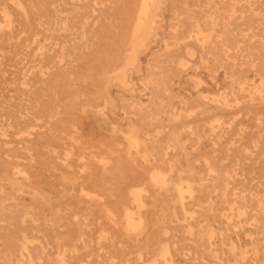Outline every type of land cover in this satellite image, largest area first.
Listing matches in <instances>:
<instances>
[{
  "label": "rangeland",
  "instance_id": "374dc122",
  "mask_svg": "<svg viewBox=\"0 0 264 264\" xmlns=\"http://www.w3.org/2000/svg\"><path fill=\"white\" fill-rule=\"evenodd\" d=\"M0 70V264H264V0H0Z\"/></svg>",
  "mask_w": 264,
  "mask_h": 264
},
{
  "label": "bare ground",
  "instance_id": "6f19581e",
  "mask_svg": "<svg viewBox=\"0 0 264 264\" xmlns=\"http://www.w3.org/2000/svg\"><path fill=\"white\" fill-rule=\"evenodd\" d=\"M127 1V0H125ZM232 1V0H231ZM90 2V1H89ZM97 2V1H96ZM104 2V1H103ZM205 2V1H204ZM148 4L145 5L146 8H143L142 10L139 11L138 14V22L140 25L143 24H149V14L152 12V8L148 7ZM82 5V4H81ZM230 8V7H229ZM220 9V8H219ZM222 9H224L222 7ZM237 9V8H236ZM226 10V9H225ZM172 11V10H171ZM227 11V10H226ZM225 11V12H226ZM236 12V10H234ZM125 12V11H124ZM174 12V11H173ZM229 12V11H228ZM232 12V11H231ZM239 12V11H238ZM237 12V13H238ZM198 13V12H197ZM230 13V12H229ZM224 14V12H223ZM239 14V13H238ZM221 15V14H220ZM219 15V16H220ZM226 15V13H225ZM230 15V14H229ZM227 15V17H229ZM233 15V13H232ZM231 15V16H232ZM224 16V15H223ZM225 17V16H224ZM234 17V16H233ZM238 17V16H237ZM241 19V17H238ZM219 19V18H218ZM221 19V18H220ZM227 19V18H226ZM230 19V17H229ZM234 19V22L232 21ZM231 21L233 22L231 25H235V19L238 20L237 18H233ZM224 21V19L222 18ZM229 20V21H230ZM226 21V20H225ZM222 22V21H221ZM220 22V23H221ZM219 23V24H220ZM224 23V22H223ZM231 23V22H230ZM226 24V22H225ZM224 24V25H225ZM217 25V24H216ZM222 25V23H221ZM228 25V24H227ZM229 24L228 26L231 27ZM240 25V24H239ZM244 25H246L244 23ZM56 26V25H55ZM242 26V25H241ZM247 26V25H246ZM244 26V27H246ZM222 27V26H221ZM226 27V25H225ZM250 27V25H249ZM67 28V27H66ZM227 28V27H226ZM238 28V27H237ZM242 28V27H241ZM253 30V29H252ZM213 31V30H212ZM246 31V30H244ZM211 32V31H210ZM209 32V33H210ZM237 32V31H236ZM248 32V31H247ZM205 33V32H203ZM201 33V34H203ZM221 33V32H220ZM245 33V32H244ZM249 33V32H248ZM223 33H221L222 35ZM228 34V33H227ZM233 34V33H232ZM243 34V33H242ZM216 35V33H215ZM211 36V35H210ZM229 36V35H228ZM246 36V35H245ZM198 37V36H197ZM218 37V36H217ZM220 37V36H219ZM247 37V36H246ZM141 38V37H140ZM238 38H245V37H238ZM190 39V38H189ZM194 39V38H193ZM218 39V38H217ZM198 40V39H197ZM203 40V39H202ZM208 41V39H206ZM213 40V39H211ZM223 40V39H222ZM252 40V39H251ZM200 41V39L198 40ZM243 41L240 42V44ZM201 43V42H200ZM189 44V43H188ZM206 44V42H205ZM208 44V43H207ZM203 45V44H202ZM197 46V45H196ZM201 48V46H200ZM205 49V48H204ZM243 49V48H242ZM206 50V49H205ZM128 52V51H127ZM127 54V53H126ZM125 54V55H126ZM202 55V54H201ZM203 56V55H202ZM142 59V58H141ZM238 60V59H236ZM141 68V67H140ZM123 70V69H121ZM2 71V70H0ZM262 79V78H261ZM221 80V79H220ZM247 80V79H246ZM255 79H253L254 81ZM223 83V81H221ZM220 83V82H219ZM218 83V84H219ZM216 84V85H218ZM247 85V84H246ZM223 86V85H222ZM244 86V85H242ZM234 92V91H233ZM263 92V91H262ZM227 97V96H226ZM208 98V97H206ZM262 98V97H261ZM260 101V100H259ZM240 105V104H239ZM245 112V111H244ZM226 112L224 113V115ZM204 119V118H203ZM197 120V119H196ZM194 132V131H193ZM3 133V132H2ZM4 134V133H3ZM31 134V133H30ZM221 134V133H220ZM132 135V134H131ZM141 143V142H140ZM146 154V153H144ZM222 157V156H221ZM107 161V160H106ZM219 161V159H218ZM103 162V161H102ZM105 162V161H104ZM232 162V161H231ZM230 162V163H231ZM105 164V163H104ZM228 165V164H227ZM107 166V165H106ZM236 166V165H235ZM257 171V170H255ZM216 188H217V193L219 196L222 197H227L228 198V203H229V214H227L229 217V221L231 220L234 221L236 216H243L247 221L252 222L255 226L256 229L260 226V224L264 223V168H260L258 173L255 174L257 177H253V181L250 178L247 180V176L245 173L243 174L241 171L238 169L234 170H223V168H217L216 169ZM29 180V179H28ZM182 186V185H180ZM215 186V185H214ZM225 189H227V192H225ZM135 199V198H134ZM226 199V198H225ZM184 206V205H183ZM185 208V207H184ZM221 208V207H220ZM219 214V213H218ZM225 215V214H224ZM136 216V215H135ZM220 217H223V213H220ZM240 217V219H241ZM238 221V220H235ZM228 224V223H227ZM226 224V225H227ZM253 229V228H252ZM264 229V228H263ZM258 230V229H257ZM237 234V233H236ZM234 242V241H233ZM203 244V243H202ZM255 243H253L254 245ZM241 245V244H240ZM155 262V261H153ZM154 264V263H152Z\"/></svg>",
  "mask_w": 264,
  "mask_h": 264
}]
</instances>
